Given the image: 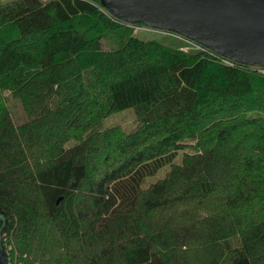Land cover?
I'll return each mask as SVG.
<instances>
[{"label":"trees","instance_id":"obj_1","mask_svg":"<svg viewBox=\"0 0 264 264\" xmlns=\"http://www.w3.org/2000/svg\"><path fill=\"white\" fill-rule=\"evenodd\" d=\"M152 29L174 38L99 0L0 4L7 264H264V65Z\"/></svg>","mask_w":264,"mask_h":264},{"label":"water","instance_id":"obj_2","mask_svg":"<svg viewBox=\"0 0 264 264\" xmlns=\"http://www.w3.org/2000/svg\"><path fill=\"white\" fill-rule=\"evenodd\" d=\"M113 16L174 31L231 60L264 65V0H99ZM0 208V264H7Z\"/></svg>","mask_w":264,"mask_h":264},{"label":"rangeland","instance_id":"obj_3","mask_svg":"<svg viewBox=\"0 0 264 264\" xmlns=\"http://www.w3.org/2000/svg\"><path fill=\"white\" fill-rule=\"evenodd\" d=\"M6 1H9V0H0V4ZM133 32L135 35L139 36L140 38H144V39L158 38L162 40L164 36H167L168 38H174L172 36H169L171 34L164 33L163 30L134 29ZM165 34H169V35H165ZM10 104H11V107L14 109V115L19 116L22 113L20 103L17 100H11ZM102 125L106 127L110 125H118L122 130L126 132L132 130L136 126V120H135L133 109L127 108L122 111L112 113L111 115L107 116L103 120ZM168 169H169V166L165 165L160 170H158V172L155 173L154 175L146 177L143 186H146L149 183L162 177ZM12 262L13 261H11V264Z\"/></svg>","mask_w":264,"mask_h":264},{"label":"built area","instance_id":"obj_4","mask_svg":"<svg viewBox=\"0 0 264 264\" xmlns=\"http://www.w3.org/2000/svg\"><path fill=\"white\" fill-rule=\"evenodd\" d=\"M129 26H132L134 29H148V30H153L151 27H148V26H138L136 23H132V22H127ZM164 32V31H163ZM164 33H167V32H164ZM170 34V33H169ZM227 62V61H226ZM229 63V62H227ZM258 71L261 73V74H264V67L262 68H259Z\"/></svg>","mask_w":264,"mask_h":264}]
</instances>
